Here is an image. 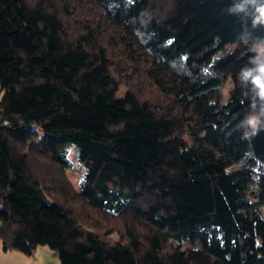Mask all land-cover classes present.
Masks as SVG:
<instances>
[{
  "label": "trees",
  "instance_id": "obj_1",
  "mask_svg": "<svg viewBox=\"0 0 264 264\" xmlns=\"http://www.w3.org/2000/svg\"><path fill=\"white\" fill-rule=\"evenodd\" d=\"M232 3L0 0L4 249L47 245L59 264H264V131L238 129L253 102L241 33L264 27ZM65 145L85 168L76 185Z\"/></svg>",
  "mask_w": 264,
  "mask_h": 264
},
{
  "label": "clouds",
  "instance_id": "obj_2",
  "mask_svg": "<svg viewBox=\"0 0 264 264\" xmlns=\"http://www.w3.org/2000/svg\"><path fill=\"white\" fill-rule=\"evenodd\" d=\"M227 11L250 20L251 29L264 27V0H233ZM241 38L251 41L252 55L241 68L239 80L241 86L251 93L253 102L250 113L240 121L238 129L244 138L251 139L264 131V36L245 31Z\"/></svg>",
  "mask_w": 264,
  "mask_h": 264
},
{
  "label": "rangeland",
  "instance_id": "obj_3",
  "mask_svg": "<svg viewBox=\"0 0 264 264\" xmlns=\"http://www.w3.org/2000/svg\"><path fill=\"white\" fill-rule=\"evenodd\" d=\"M231 87H232V83L228 81L225 87L221 91L222 99L226 98L227 93L229 92ZM126 90L127 88L125 86L120 87V89L116 92V96L118 97L123 96ZM250 111L251 109L249 108L247 115L250 113ZM31 141L35 142L36 138L33 137ZM31 141L29 142V144L31 143ZM65 146L68 149V155L72 161V167L70 169L65 170V174L67 178L72 182V184L76 185L77 181L84 173L85 168L84 165L76 159L74 149L70 145H65ZM240 164H245L244 160H242ZM259 190L260 187L258 185H255L249 192V196L253 200H256L257 199L256 194L259 192ZM263 211H264V207H263ZM194 244L198 250L201 248V243L199 240H196ZM0 264H59V259L57 252L51 249L47 245L40 244L36 246L34 250V255L29 256L16 249H11V248L4 249L2 240L0 238Z\"/></svg>",
  "mask_w": 264,
  "mask_h": 264
}]
</instances>
